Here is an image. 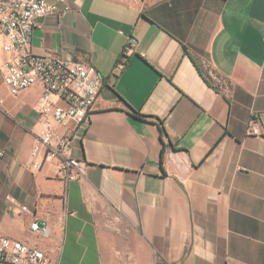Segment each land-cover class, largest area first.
Segmentation results:
<instances>
[{"label": "crops", "instance_id": "crops-1", "mask_svg": "<svg viewBox=\"0 0 264 264\" xmlns=\"http://www.w3.org/2000/svg\"><path fill=\"white\" fill-rule=\"evenodd\" d=\"M66 5L35 20L31 49L91 63L102 87L83 123L57 124L35 110L41 85L12 95L0 71V235L58 264H264V0ZM47 128L82 178L57 159L31 171Z\"/></svg>", "mask_w": 264, "mask_h": 264}, {"label": "built area", "instance_id": "built-area-1", "mask_svg": "<svg viewBox=\"0 0 264 264\" xmlns=\"http://www.w3.org/2000/svg\"><path fill=\"white\" fill-rule=\"evenodd\" d=\"M68 10L66 0H0V29L5 35L2 48L11 53V58L0 64L2 83L12 95L41 85L42 94L35 110L57 124L68 120L83 123L92 111L103 83V77L91 63L58 58L50 53L37 55L31 49L35 20L47 15H61ZM132 42L129 39L125 52L130 50ZM121 66L122 61L118 64ZM2 103L0 95V106ZM247 133L259 135V127L250 125ZM70 149L68 137L58 135L54 128H47L31 148L29 168L38 171L46 160L57 159L60 177L67 182L78 180L85 175L86 165L71 154ZM4 153L0 146V161ZM21 209L28 210L26 206ZM30 229L41 238L49 235L45 223L40 226L31 222ZM0 264H58V258L53 250L37 243L0 235Z\"/></svg>", "mask_w": 264, "mask_h": 264}]
</instances>
